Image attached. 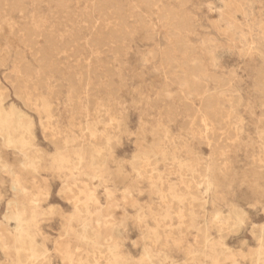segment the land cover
Returning <instances> with one entry per match:
<instances>
[{
  "label": "rangeland",
  "instance_id": "1",
  "mask_svg": "<svg viewBox=\"0 0 264 264\" xmlns=\"http://www.w3.org/2000/svg\"><path fill=\"white\" fill-rule=\"evenodd\" d=\"M0 105V264H264V0H0Z\"/></svg>",
  "mask_w": 264,
  "mask_h": 264
},
{
  "label": "bare ground",
  "instance_id": "2",
  "mask_svg": "<svg viewBox=\"0 0 264 264\" xmlns=\"http://www.w3.org/2000/svg\"><path fill=\"white\" fill-rule=\"evenodd\" d=\"M22 2V1H21ZM226 2V1H225ZM229 2V1H228ZM228 4V3H227ZM5 5V4H4ZM63 5V4H62ZM65 5V4H64ZM262 5V4H261ZM24 10V9H23ZM240 11V10H239ZM239 11H237V12H239ZM227 12V11H226ZM226 13L224 12V15H225ZM32 19V18H31ZM34 20H36V19H34ZM37 22V21H36ZM40 23V22H39ZM47 23V22H46ZM46 23H44V24H46ZM229 24V23H228ZM229 25H231V24H229ZM231 27V26H230ZM42 29V28H41ZM36 30V29H35ZM46 31V30H45ZM44 31V32H45ZM25 32H28L29 33V31H25ZM223 33V32H222ZM48 35V34H47ZM47 41H49V39L47 40ZM10 45V44H9ZM2 63V62H1ZM16 63V62H15ZM4 64V63H3ZM20 75V74H19ZM15 84V83H14ZM0 107H1V111H0V115H2V113H3V118H1L0 119V124H2V126L0 127V132L1 133H3V136H4V140L5 141H7L8 143H13V142H15V140H13L14 138H13V136H14V134L16 133V132H19V128H12L10 125H7V122H8V118H9V116H10V114L9 113H7V111L6 110H4L3 109V107L0 105ZM14 107V109H15V112H17L18 113V115H19V119L21 120L23 117H26L27 115H26V113L25 112H23V111H21L19 108H17V107H15V106H13ZM2 112V113H1ZM47 113V112H46ZM47 116L49 117V115H48V113H47ZM206 117V116H205ZM9 124V123H8ZM23 129H24V132H31V130H30V127L29 126H23L22 127ZM27 144L23 141L22 143H21V148H23V147H25ZM26 156H29L28 154H25ZM79 155V157H80V159H83V154H81V153H79L78 154ZM69 160H70V157H68V156H64V155H59L58 157H57V159H55V164L58 166V167H62L65 163H67V162H69ZM31 162H32V160H31ZM71 192H73V191H71ZM75 202L77 203V202H80L79 201V199H78V197H75ZM76 205V204H75ZM76 212L79 214V213H81L82 212V210H81V208L80 207H78L77 206V208H76ZM80 216V215H79ZM9 221H10V223H11V225L13 226V227H15L16 228V224L14 223V217L13 216H11L10 217V219H9ZM21 224V223H20ZM84 226H83V228H82V237L83 238H85V239H87L88 241L90 240H92V237H91V235L89 234V229H88V225L87 224H83ZM80 231V230H79ZM31 236V235H30ZM205 236H208V234H206L205 233ZM92 242V241H91ZM208 243V237L206 238V244ZM29 248V247H28ZM207 248H209V249H211V250H213V251H215V247L214 246H212V245H210L209 247L207 246ZM261 248H264V241H263V243H262V245H261ZM155 249V248H154ZM28 250V249H27ZM29 251V250H28ZM146 251V250H145ZM33 253L34 254H36V256L38 257V258H41V257H46V258H48V255H46L47 254V251H46V249L44 248V247H34L33 248ZM147 255H148V253H146ZM260 254V253H259ZM28 256V255H27ZM258 259H260V258H258ZM25 260V259H24ZM31 260V259H30ZM25 262V261H24ZM32 262H34V261H32ZM31 263V262H30ZM21 264H24V263H21ZM33 264V263H32Z\"/></svg>",
  "mask_w": 264,
  "mask_h": 264
}]
</instances>
